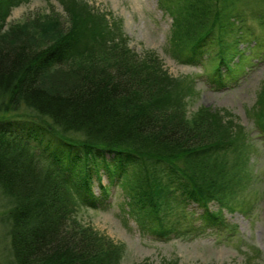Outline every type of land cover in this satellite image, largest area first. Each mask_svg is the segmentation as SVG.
<instances>
[{
	"label": "trees",
	"instance_id": "1",
	"mask_svg": "<svg viewBox=\"0 0 264 264\" xmlns=\"http://www.w3.org/2000/svg\"><path fill=\"white\" fill-rule=\"evenodd\" d=\"M21 1L0 0V183L15 200L9 211L15 262L118 264L121 244L75 216L77 203L99 201L92 185L103 173L118 174L143 225L167 237L175 231L164 228L165 218L178 208L193 203L204 208L205 218L220 216V207L209 209L222 205L216 178L207 174L216 160L202 158V170L200 159L192 160L226 139L218 116L201 110L187 118L175 109L173 79L158 59L110 38L114 33L99 15L73 9L50 40H42L49 32L36 30L41 39L34 40L20 28L12 32L16 43L7 45L6 17ZM213 1L183 0L170 8V39L188 63H199L206 40L224 27L227 15L209 16ZM220 46L208 70L213 87L223 85L218 76H230L239 51L235 42ZM156 164L164 175L152 169Z\"/></svg>",
	"mask_w": 264,
	"mask_h": 264
},
{
	"label": "rangeland",
	"instance_id": "2",
	"mask_svg": "<svg viewBox=\"0 0 264 264\" xmlns=\"http://www.w3.org/2000/svg\"><path fill=\"white\" fill-rule=\"evenodd\" d=\"M182 1L22 0L11 7L6 17L2 41L15 44L18 38L12 32L19 33L20 28L31 31L36 36L34 40L37 36L41 39L36 30L49 32L42 39L48 41L57 31L60 19L67 21L73 9L99 15L114 33L110 38L123 39L136 53L158 59L173 79L170 102L178 103L175 109L187 118L209 110L218 116V122H223L219 129L221 133L227 131L226 139L216 137L223 141L216 140V146L192 158L200 159V163L202 158L210 159V163L212 158L216 160L207 173L209 178H216L221 192L222 205H209L212 211L221 208L220 216L214 220L203 216L204 208L188 204L186 210L178 208L165 218L164 228L170 230L174 226L175 231V235L167 237L143 225L134 210L136 204L129 205L128 185L132 180L127 188L118 174L113 178L108 173L94 177L92 190L99 201L95 205L77 203L75 216L121 244L123 255L118 264H264V0H224L225 4L214 0L209 16L227 17L224 27L215 29L206 40L207 53L197 60L199 63L185 61L170 39V8ZM224 41L235 42L239 51L232 55L233 62L228 66L230 76H218L224 79L223 85L213 87L215 82L208 70L216 62L214 58L218 60L217 51ZM226 67L223 71L228 70ZM40 162L44 169H51L48 162ZM201 165L196 167L202 170ZM152 169L164 175L162 166L156 164ZM14 204L13 196L0 183V264H17L11 253L9 217ZM177 227L183 234H178Z\"/></svg>",
	"mask_w": 264,
	"mask_h": 264
}]
</instances>
